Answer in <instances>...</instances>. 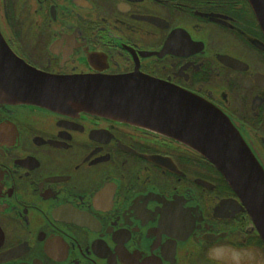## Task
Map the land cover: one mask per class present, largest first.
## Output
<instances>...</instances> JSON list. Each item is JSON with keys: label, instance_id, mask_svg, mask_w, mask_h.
Segmentation results:
<instances>
[{"label": "flooded vegetation", "instance_id": "1", "mask_svg": "<svg viewBox=\"0 0 264 264\" xmlns=\"http://www.w3.org/2000/svg\"><path fill=\"white\" fill-rule=\"evenodd\" d=\"M0 33L47 76L139 74L211 103L264 173L249 0H0ZM71 108L0 96V264H264L251 213L203 154Z\"/></svg>", "mask_w": 264, "mask_h": 264}, {"label": "water", "instance_id": "2", "mask_svg": "<svg viewBox=\"0 0 264 264\" xmlns=\"http://www.w3.org/2000/svg\"><path fill=\"white\" fill-rule=\"evenodd\" d=\"M264 25V0H249ZM179 92V91H177ZM144 75L51 77L19 61L0 33V96L66 110L85 109L175 137L223 173L264 240V173L214 105Z\"/></svg>", "mask_w": 264, "mask_h": 264}, {"label": "clouds", "instance_id": "3", "mask_svg": "<svg viewBox=\"0 0 264 264\" xmlns=\"http://www.w3.org/2000/svg\"><path fill=\"white\" fill-rule=\"evenodd\" d=\"M239 258H240V256H239V254H237V257H236V259H237V260H239Z\"/></svg>", "mask_w": 264, "mask_h": 264}]
</instances>
